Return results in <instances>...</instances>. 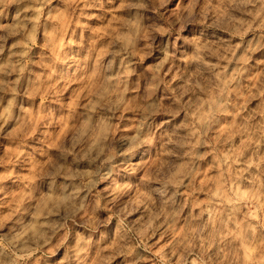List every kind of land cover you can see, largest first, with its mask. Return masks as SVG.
Listing matches in <instances>:
<instances>
[{"label":"clouds","instance_id":"obj_1","mask_svg":"<svg viewBox=\"0 0 264 264\" xmlns=\"http://www.w3.org/2000/svg\"><path fill=\"white\" fill-rule=\"evenodd\" d=\"M0 264H264V0H0Z\"/></svg>","mask_w":264,"mask_h":264}]
</instances>
